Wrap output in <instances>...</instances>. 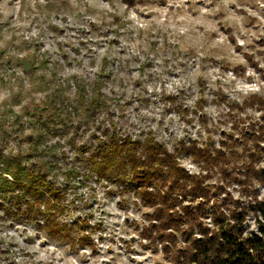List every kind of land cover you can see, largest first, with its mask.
<instances>
[{
  "label": "rangeland",
  "instance_id": "374dc122",
  "mask_svg": "<svg viewBox=\"0 0 264 264\" xmlns=\"http://www.w3.org/2000/svg\"><path fill=\"white\" fill-rule=\"evenodd\" d=\"M93 84L104 107L85 123L64 100L79 102ZM55 92L58 113L40 117ZM252 94L264 98V0H0V157L28 154L34 166L49 160L71 171L112 129L151 134L169 152L191 141L231 148L258 124L257 109H234ZM179 162L199 172L190 157ZM68 176L58 173L66 194L56 217L74 243L0 209V264H176L145 245L140 231L153 209L133 189ZM205 183L252 201L214 169ZM258 194L264 200V187ZM255 220L250 212L246 231Z\"/></svg>",
  "mask_w": 264,
  "mask_h": 264
},
{
  "label": "trees",
  "instance_id": "16d2710c",
  "mask_svg": "<svg viewBox=\"0 0 264 264\" xmlns=\"http://www.w3.org/2000/svg\"><path fill=\"white\" fill-rule=\"evenodd\" d=\"M123 1L133 5V0ZM245 58L262 71L253 55L245 54ZM199 84L204 86L201 79ZM56 92L40 117L54 119L58 113L63 98ZM81 92L85 94H78L79 102H64L70 108L81 107L87 123L88 117L103 111L104 94L96 84L89 89L82 87ZM218 95L224 96L221 92ZM234 105V109L255 108L261 114L258 124L243 128L231 148L224 142L210 149L191 141L169 152L151 134L131 138L112 129L103 139L95 137L93 148H78L83 164L71 171L53 170L49 160L34 166L28 162V154L0 157V209H14L18 221L25 219L50 236H61L73 244L69 226L56 217L64 209L61 203L66 194L56 180L59 172L75 174L80 178L77 183L93 179L118 183L125 188L123 193L133 189L140 201L153 209L150 222L140 231L145 245L155 252L160 249L176 264H264V200L257 198L259 187H264V167L259 166L264 156V98L252 94ZM180 154L190 157L199 172L191 174L184 169ZM213 169L237 185L251 203L243 204L221 186L206 184ZM250 212L259 220L254 221L255 230L246 231Z\"/></svg>",
  "mask_w": 264,
  "mask_h": 264
}]
</instances>
